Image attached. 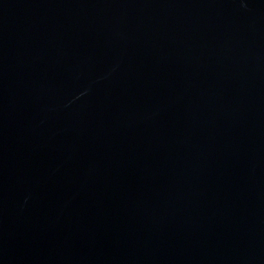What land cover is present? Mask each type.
Masks as SVG:
<instances>
[{"label": "water", "instance_id": "water-1", "mask_svg": "<svg viewBox=\"0 0 264 264\" xmlns=\"http://www.w3.org/2000/svg\"><path fill=\"white\" fill-rule=\"evenodd\" d=\"M0 264H264V0H0Z\"/></svg>", "mask_w": 264, "mask_h": 264}]
</instances>
